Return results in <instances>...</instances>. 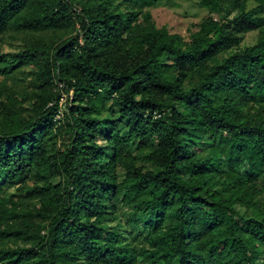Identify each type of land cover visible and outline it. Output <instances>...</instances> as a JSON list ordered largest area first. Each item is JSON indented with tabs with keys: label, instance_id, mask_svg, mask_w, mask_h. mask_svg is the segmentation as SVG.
Here are the masks:
<instances>
[{
	"label": "trees",
	"instance_id": "16d2710c",
	"mask_svg": "<svg viewBox=\"0 0 264 264\" xmlns=\"http://www.w3.org/2000/svg\"><path fill=\"white\" fill-rule=\"evenodd\" d=\"M169 1L0 0V264H264V0Z\"/></svg>",
	"mask_w": 264,
	"mask_h": 264
},
{
	"label": "rangeland",
	"instance_id": "374dc122",
	"mask_svg": "<svg viewBox=\"0 0 264 264\" xmlns=\"http://www.w3.org/2000/svg\"><path fill=\"white\" fill-rule=\"evenodd\" d=\"M153 20L158 28L166 27L172 34H179L189 40L190 34L198 30V24L207 14L205 10L197 7L195 2L186 0H172L151 9ZM258 32L246 36L243 46L253 45L257 39ZM19 41L6 37L0 43V49L4 52L17 50ZM66 97L62 105L65 106ZM65 107H63V111Z\"/></svg>",
	"mask_w": 264,
	"mask_h": 264
},
{
	"label": "built area",
	"instance_id": "2783aa9c",
	"mask_svg": "<svg viewBox=\"0 0 264 264\" xmlns=\"http://www.w3.org/2000/svg\"><path fill=\"white\" fill-rule=\"evenodd\" d=\"M66 96H64V98H65ZM64 98L62 99V101H61V106H62V110H60L59 112H58V114L56 115V120H60L62 117H63V107H65V106H63L62 105V102H63V100H64ZM67 98V97H66ZM67 100V99H66Z\"/></svg>",
	"mask_w": 264,
	"mask_h": 264
}]
</instances>
